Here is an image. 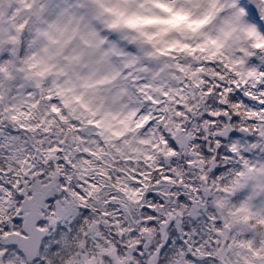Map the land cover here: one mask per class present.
Instances as JSON below:
<instances>
[{"label":"clouds","instance_id":"obj_1","mask_svg":"<svg viewBox=\"0 0 264 264\" xmlns=\"http://www.w3.org/2000/svg\"><path fill=\"white\" fill-rule=\"evenodd\" d=\"M0 264H264V0H0Z\"/></svg>","mask_w":264,"mask_h":264}]
</instances>
